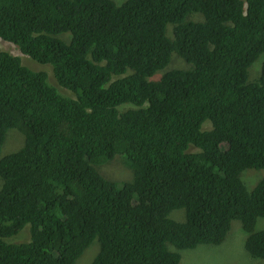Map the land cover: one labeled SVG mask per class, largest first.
I'll return each instance as SVG.
<instances>
[{
	"label": "trees",
	"instance_id": "trees-1",
	"mask_svg": "<svg viewBox=\"0 0 264 264\" xmlns=\"http://www.w3.org/2000/svg\"><path fill=\"white\" fill-rule=\"evenodd\" d=\"M115 1L0 0V39L72 93L0 47V264H76L95 240L91 264H181L169 245H220L234 221L264 259V174L243 180L264 171V0ZM174 53L191 66L157 75ZM117 155L132 181L98 169Z\"/></svg>",
	"mask_w": 264,
	"mask_h": 264
},
{
	"label": "rangeland",
	"instance_id": "rangeland-1",
	"mask_svg": "<svg viewBox=\"0 0 264 264\" xmlns=\"http://www.w3.org/2000/svg\"><path fill=\"white\" fill-rule=\"evenodd\" d=\"M115 1V0H114ZM126 0H123L122 2L115 1L118 5H121ZM199 15L192 14L189 15V20H194L195 17ZM203 19V17H202ZM167 36L172 38L173 37V27L172 25H168L167 28ZM0 47L3 51L13 55L18 56L21 58L22 63L25 66H28L33 71H46L49 76V83L54 86L63 96L72 98L70 96H67L62 93V91H67L61 86H57L54 84H57L56 79L53 76V68L50 65H42L34 60H32L30 57L23 55L20 48L17 45H14L9 42H5L2 39H0ZM264 60V54L256 61L252 68L253 74L257 73L262 65V62ZM185 64L188 66L187 68H176V65ZM191 65L186 63L182 58H180L177 54H172L171 62L170 64L162 71L158 72L157 75H162L167 71L173 70V69H188ZM156 75V76H157ZM155 76V77H156ZM70 92V91H67ZM76 98V97H74ZM127 106H133L130 104H123L119 107L124 108ZM133 109V108H131ZM205 128L210 129V125H206ZM24 135L16 130L11 129L7 133L6 141L4 143L1 158L5 157L9 154H12L14 152H17L20 148H22L24 142H23ZM123 157L121 155H117L113 161H107L104 164H101L98 166V169L101 171L102 174L106 175L109 180L114 181L116 183L122 184L124 182H130L133 180L131 177V173L129 170H127L120 157ZM124 158V157H123ZM259 172H262L264 174V171H253V170H246L243 173V180L245 181L247 187L249 190H253L254 187L257 185V183L263 178L262 174ZM262 177L254 186L253 183L256 182V179H259ZM245 178V179H244ZM1 180V178H0ZM124 180V181H121ZM2 184H3V180ZM0 181V185H1ZM247 181V182H246ZM2 187V185H1ZM0 187V189H1ZM170 218L177 221V222H184L186 220V213L184 209H177L170 213ZM28 230V231H26ZM264 230V218H259L257 221V224L255 226V231H261ZM12 240H8V242L11 243H22V242H29L31 240L30 230L29 226H26V228L19 233L18 235L12 237ZM17 238H21V240H14ZM22 238H25L27 240H24ZM246 238L247 235L245 234L242 224L240 221H234L232 223V228L227 235L225 241L217 246L214 245H202L199 246L196 249H187V250H177L174 246L169 245V248L173 252H178L181 254V264H264V259H256L251 256L249 251L246 248ZM14 241V242H13ZM99 252V242L98 240H95L92 245L84 252V254L78 259L76 264H91L95 257L97 256Z\"/></svg>",
	"mask_w": 264,
	"mask_h": 264
},
{
	"label": "clouds",
	"instance_id": "clouds-1",
	"mask_svg": "<svg viewBox=\"0 0 264 264\" xmlns=\"http://www.w3.org/2000/svg\"><path fill=\"white\" fill-rule=\"evenodd\" d=\"M50 76V75H49ZM54 76V75H53ZM55 78V77H54ZM54 85H57V86H59V84H54ZM65 95H67V96H70L72 93L71 92H67V91H62ZM207 125H210V124H207ZM194 151H195V149H193ZM1 181V180H0ZM1 185H3L2 184V181H1ZM1 185H0V187H1ZM185 250H187V249H185Z\"/></svg>",
	"mask_w": 264,
	"mask_h": 264
},
{
	"label": "bare ground",
	"instance_id": "bare-ground-1",
	"mask_svg": "<svg viewBox=\"0 0 264 264\" xmlns=\"http://www.w3.org/2000/svg\"><path fill=\"white\" fill-rule=\"evenodd\" d=\"M14 242V241H13Z\"/></svg>",
	"mask_w": 264,
	"mask_h": 264
}]
</instances>
